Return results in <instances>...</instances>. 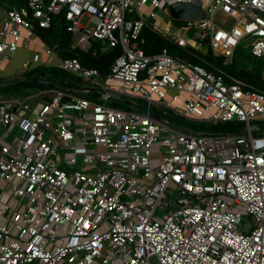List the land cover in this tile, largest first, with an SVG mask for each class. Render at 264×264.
<instances>
[{"label":"built area","instance_id":"built-area-1","mask_svg":"<svg viewBox=\"0 0 264 264\" xmlns=\"http://www.w3.org/2000/svg\"><path fill=\"white\" fill-rule=\"evenodd\" d=\"M176 2L207 16L164 28L167 39L227 59L243 44L264 61V0L0 6V66L30 49L57 16L71 49L88 51L99 40L122 50L106 73L63 56L59 44L46 48L47 60L39 52L22 58L23 72L55 66L78 84L50 88L51 99L37 105L43 91L0 97V264H264V132L251 126L264 120V90L167 49L147 54L137 42L150 22L146 8L154 18ZM91 90L99 96L90 98ZM109 92L130 108L112 106ZM170 113L247 127L197 134L172 125Z\"/></svg>","mask_w":264,"mask_h":264},{"label":"trees","instance_id":"trees-1","mask_svg":"<svg viewBox=\"0 0 264 264\" xmlns=\"http://www.w3.org/2000/svg\"><path fill=\"white\" fill-rule=\"evenodd\" d=\"M27 2L28 0H0V6L5 9H15L26 5ZM63 22V17L57 16L50 27L39 28L37 30V33L42 38L44 44L47 46L59 44L64 49L61 52L63 56L77 57L85 66L97 68L100 72L106 73L110 64L121 53V47H107L106 43L95 40L93 41L92 47L88 51L71 49V34L65 29ZM182 22V20H175L176 25H179ZM152 24L153 22L145 25L137 39L138 45L143 48L147 54L154 55L164 49H167L174 56L186 58L195 63L202 64L209 70H215L214 66L223 69L229 75L227 79L228 82H235L239 80L248 85L264 90V76L262 69L253 71L247 67L238 68L233 61H229V59L224 56H215L211 47H208L207 52L183 48L167 39L160 33L159 30L155 29ZM56 74L57 72L55 68L42 69L41 67H36L24 73V76L26 78L48 79L55 83L63 84V82L56 78ZM22 83L28 86L48 88V86L30 79H26ZM235 123H237V121H226L218 123L214 126L221 127L218 129L219 132H227L229 130L226 126L231 125L234 129ZM263 128H261V131H263ZM200 130H202V128H200Z\"/></svg>","mask_w":264,"mask_h":264},{"label":"rangeland","instance_id":"rangeland-1","mask_svg":"<svg viewBox=\"0 0 264 264\" xmlns=\"http://www.w3.org/2000/svg\"><path fill=\"white\" fill-rule=\"evenodd\" d=\"M154 10V8L152 6H148L146 8V11L144 12L145 16L149 19V21L154 22L158 25H160L162 28L166 26V24L164 22H167V19L165 18V14H164V10L162 11H157V15L156 18L152 19L150 16V12ZM166 12V11H165ZM167 15H169L168 13H166ZM86 22V19L83 20V23ZM175 23V22H174ZM175 26H177L175 24ZM32 51V50H31ZM29 51L28 54H31L32 52ZM20 52H23V54H25V50L21 49L17 52L16 57L19 56ZM229 60H233V63L238 67V68H243V67H247L250 68L253 71H256L258 69H262V71L264 70V61L262 59L259 58H255L252 56L251 54V47L245 48L243 44L240 45V47L237 49V53L236 56L233 59H229ZM4 64H7V71H5L6 73H8L9 71H20L21 69V65H20V61L16 58L12 59V58H6ZM42 69H51V68H55L56 69V78L59 79L61 82H69V81H74L77 80V78L72 75L71 73H67L66 71L62 70L59 67H53V66H42ZM50 74V73H48ZM263 76H264V72H263ZM23 77H25L23 75ZM3 81V80H1ZM106 81V80H104ZM87 85V84H86ZM46 86V85H45ZM39 87L37 86H28L25 85L22 82L16 83V84H12L9 86H5L0 88V97H12V96H16V97H29L30 94H32L34 91H36ZM46 89V88H45ZM140 101H142L141 99H139ZM112 106L115 107H120V108H127L126 105L122 104L120 101H116V100H111L109 102ZM119 104V105H114V104ZM182 101H179L177 103H174L175 107L178 108H182L183 104ZM162 112V110H160ZM169 117L174 119L176 121V124L178 125V127L182 128V129H199L202 128V131H211L213 130V132H219L218 129H220L221 127H215L214 125H212L211 123H207V122H202L200 120L197 119H190V118H181L179 116H176L174 114H169ZM239 122V123H238ZM237 120V123H235L234 125V129H238V128H244L246 129L247 127V123L246 122H242ZM264 120H252L251 121V126L252 127H264ZM225 127V126H224ZM226 128H228V130L233 129L231 125H227ZM216 130V131H215ZM18 132V131H16ZM264 132V128L263 131ZM8 133L9 131H5L3 133V137L4 139H6L8 137ZM161 136H167V132H164ZM155 152H161V154L163 155V151H160L158 149V145H155L154 147ZM236 210L240 213H242V215L245 217V220H250V216L247 213V209H246V205H239L237 206ZM154 264H159L155 259H154Z\"/></svg>","mask_w":264,"mask_h":264},{"label":"crops","instance_id":"crops-1","mask_svg":"<svg viewBox=\"0 0 264 264\" xmlns=\"http://www.w3.org/2000/svg\"><path fill=\"white\" fill-rule=\"evenodd\" d=\"M166 11V12H165ZM165 11H164V14H165V18L164 19H167L166 21L167 22H164L165 24H166V26L165 27H161L160 25H158L157 24V26H158V30L160 31V33L162 34V30L164 29V28H167V27H169V26H172L174 29H176L175 27V20L174 19H172L171 17H170V15H167L166 13H168L167 12V10L165 9ZM169 14V13H168ZM157 15V14H156ZM154 18H156V16L154 17ZM154 18H152V19H154ZM182 21H184V20H182ZM148 22H149V19H148ZM149 23H152L151 21L149 22ZM153 24H156V23H154L153 22ZM171 27V28H172ZM173 29V30H174ZM175 31V30H174ZM163 35V34H162ZM47 47H49V46H47L46 44H44V42H43V40H42V38L38 35V33H37V38H35V40H34V43L32 44V46H31V48L30 49H24V48H20L19 50H21V49H24L25 50V54H23V52H20L19 54V56H17V57H14V58H16V60L18 59L20 62L22 61V58H24V57H29V56H31L33 53H35V52H39V53H41V55H42V60H47V59H49L48 58V56L45 54V50H46V48ZM32 50V51H31ZM29 51H31L32 53L31 54H28L29 53ZM202 52H207V48H204V49H202L201 50ZM236 53H237V50H236ZM14 58H12V59H14ZM229 61H233V60H229ZM5 62H3L2 63V65L0 66V81L1 80H7V79H11V78H16V77H20V76H23L24 75V73H26V72H23L22 71V67H21V69H20V71H17V72H15V71H9L8 73H6L5 71H7L6 69H7V64H4ZM20 65H21V63H20ZM36 67H42L41 65H33L31 68H30V70L31 69H34V68H36ZM29 71V70H28ZM262 72H264V71H262ZM66 83H68L69 85H73V86H76L77 84H78V82L77 81H69V82H63V84L64 85H66ZM51 87H48V88H38L36 91H34V92H38V91H43V95L41 96V97H39L37 100L36 99H34L33 100V104L34 105H37V102H41V101H43V100H48V99H51V97H52V95H53V91H51V89H50ZM81 93H82V91H81ZM90 98H97L98 96H99V94L96 92V91H90L88 94H87ZM111 100H116V101H120L122 104H124V105H126V107L127 108H130V104H128V103H125V102H123V101H121V100H118V99H114V98H111ZM140 102H142L143 103V101H140ZM119 105V104H118ZM173 120V119H172ZM173 121H175V120H173ZM175 123H176V121H175ZM262 128V127H261ZM10 130H12V133H14V136L17 134V129H10ZM230 131V130H229ZM4 133V132H3ZM13 138V136L12 135H8V137H7V139H12Z\"/></svg>","mask_w":264,"mask_h":264},{"label":"water","instance_id":"water-1","mask_svg":"<svg viewBox=\"0 0 264 264\" xmlns=\"http://www.w3.org/2000/svg\"><path fill=\"white\" fill-rule=\"evenodd\" d=\"M167 12L169 13L170 17L174 20H192V21H197V25L200 24L201 20L204 19L207 14L206 12L200 8L199 6L190 4V3H185V2H176L173 4L168 5L167 7ZM26 79H30L32 81H35L37 83H41L43 85H46L51 88H63L61 84L55 83L51 80L48 79H41V78H26L23 76L16 77V78H11L7 80L0 81V88L9 86L12 84H16L19 82H23ZM109 95L111 98L121 100L125 103L130 104V101L116 93L109 92ZM158 117H161L160 115H157ZM169 122L174 125L178 126L175 121L172 119H169ZM264 126V125H263ZM197 134H207L211 133V131H194Z\"/></svg>","mask_w":264,"mask_h":264}]
</instances>
